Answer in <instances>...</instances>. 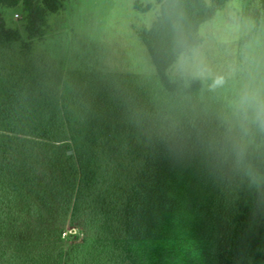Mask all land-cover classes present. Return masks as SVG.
Returning <instances> with one entry per match:
<instances>
[{
	"label": "trees",
	"instance_id": "16d2710c",
	"mask_svg": "<svg viewBox=\"0 0 264 264\" xmlns=\"http://www.w3.org/2000/svg\"><path fill=\"white\" fill-rule=\"evenodd\" d=\"M64 1L0 0V6H21L27 36L34 40L45 38L48 18ZM155 1L156 19L135 34L161 94L173 97L185 83L173 79L171 69L203 43L201 27L229 0ZM20 38L0 15V49ZM37 69L35 64L0 72V264H165L147 247L169 241L184 243V260L192 264L193 241L210 218L199 181L181 167L163 166L156 142L150 152H135L89 126L44 91L32 75ZM243 158L244 171H254L255 179L229 187L224 230L233 264H264V178L258 181L264 176V145L249 146ZM27 187L49 193L60 215L47 222L35 203L20 211L18 197ZM66 218L82 237L65 238Z\"/></svg>",
	"mask_w": 264,
	"mask_h": 264
},
{
	"label": "rangeland",
	"instance_id": "374dc122",
	"mask_svg": "<svg viewBox=\"0 0 264 264\" xmlns=\"http://www.w3.org/2000/svg\"><path fill=\"white\" fill-rule=\"evenodd\" d=\"M158 10L155 0H65L48 18L45 38L30 40L22 7L0 6L7 27L21 37L0 49V72L38 64L32 75L44 91L89 126L135 152H150L156 142L162 165L193 174L209 208L208 225L201 223L191 247V263L233 264L224 204L232 184L255 179L254 171H244L247 148L264 145V0H229L201 27L203 43L171 69L173 79L185 83L173 97L161 94L150 57L135 34L153 23ZM32 203L41 206L47 222L60 215L41 187L21 189L19 210L25 212ZM64 230L66 239L83 235L67 218ZM147 248L165 264V259L175 262L172 255L175 264H186L184 243Z\"/></svg>",
	"mask_w": 264,
	"mask_h": 264
},
{
	"label": "water",
	"instance_id": "95a60500",
	"mask_svg": "<svg viewBox=\"0 0 264 264\" xmlns=\"http://www.w3.org/2000/svg\"><path fill=\"white\" fill-rule=\"evenodd\" d=\"M69 154H72V151H69Z\"/></svg>",
	"mask_w": 264,
	"mask_h": 264
}]
</instances>
